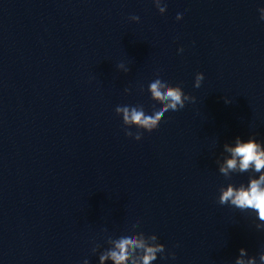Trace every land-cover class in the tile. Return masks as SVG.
Segmentation results:
<instances>
[{
    "label": "clouds",
    "instance_id": "9594fccd",
    "mask_svg": "<svg viewBox=\"0 0 264 264\" xmlns=\"http://www.w3.org/2000/svg\"><path fill=\"white\" fill-rule=\"evenodd\" d=\"M158 11L163 14L166 11V5L162 4V0H153ZM260 12V20H264V7L258 9ZM182 14H177L176 19L181 20ZM132 21L139 22V16H131ZM183 51V49H180ZM118 67L125 73L130 71L123 63ZM204 80V74L197 72L195 75L194 87L199 88ZM143 88L140 91L143 92ZM126 93H130L129 88H125ZM150 99L155 103L152 105L151 114L146 113L143 105H118L115 108L117 116L122 117L124 132L127 137L140 141L143 132L151 133L159 128V125L166 116L174 115L181 112L188 103H194L196 97L185 94L179 85L172 86L167 81L162 80L159 73L156 78L150 82L148 86ZM226 104L232 103L224 98ZM159 104L157 108L155 105ZM135 127L137 131L134 133L130 129ZM143 130V131H141ZM225 155L223 161L218 160L219 172L226 178L231 177L232 173H258L249 176L247 185L241 183L236 186L229 183L226 187H221L218 196V203L221 205H230L240 209L241 211L252 210L256 213L261 223L256 224L257 229H264V144L258 142L254 137L248 138L246 141L240 137H236L234 144L225 143L223 146ZM139 223L132 224L130 235H122L119 238L107 236L106 243L109 245L107 249L99 255V264H106L111 261L112 264H153L158 254L162 258L167 259L171 256L175 259V253L163 255L166 251L165 245L158 242L156 235L146 236L143 232L138 231ZM105 232L107 229L104 230ZM100 248L97 244L92 251L95 253ZM248 255L245 248L239 249V255L235 260V264H257V259L251 256L245 260ZM260 264H264V252L259 254ZM84 264H88L85 260Z\"/></svg>",
    "mask_w": 264,
    "mask_h": 264
}]
</instances>
